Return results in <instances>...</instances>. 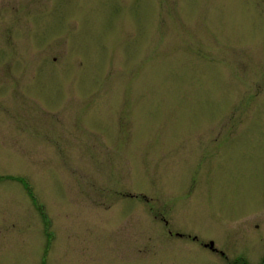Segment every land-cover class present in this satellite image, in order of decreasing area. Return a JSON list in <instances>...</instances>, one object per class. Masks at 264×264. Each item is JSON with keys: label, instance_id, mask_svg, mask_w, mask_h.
Segmentation results:
<instances>
[{"label": "rangeland", "instance_id": "374dc122", "mask_svg": "<svg viewBox=\"0 0 264 264\" xmlns=\"http://www.w3.org/2000/svg\"><path fill=\"white\" fill-rule=\"evenodd\" d=\"M0 264H264V0H0Z\"/></svg>", "mask_w": 264, "mask_h": 264}, {"label": "flooded vegetation", "instance_id": "af4514ba", "mask_svg": "<svg viewBox=\"0 0 264 264\" xmlns=\"http://www.w3.org/2000/svg\"><path fill=\"white\" fill-rule=\"evenodd\" d=\"M209 245H210V244H209ZM209 245H208V248H210L211 250H213V251H214L213 247H210ZM204 247H205V248H207V246H206V245H205Z\"/></svg>", "mask_w": 264, "mask_h": 264}, {"label": "trees", "instance_id": "16d2710c", "mask_svg": "<svg viewBox=\"0 0 264 264\" xmlns=\"http://www.w3.org/2000/svg\"><path fill=\"white\" fill-rule=\"evenodd\" d=\"M24 185H26V184L24 183ZM28 192H29V189H28ZM29 194H30V192H29Z\"/></svg>", "mask_w": 264, "mask_h": 264}, {"label": "water", "instance_id": "95a60500", "mask_svg": "<svg viewBox=\"0 0 264 264\" xmlns=\"http://www.w3.org/2000/svg\"><path fill=\"white\" fill-rule=\"evenodd\" d=\"M212 245H213V244L211 243V245H210V246L212 247Z\"/></svg>", "mask_w": 264, "mask_h": 264}]
</instances>
